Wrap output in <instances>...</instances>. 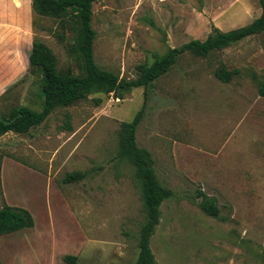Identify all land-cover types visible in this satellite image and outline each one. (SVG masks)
<instances>
[{
    "label": "rangeland",
    "instance_id": "obj_1",
    "mask_svg": "<svg viewBox=\"0 0 264 264\" xmlns=\"http://www.w3.org/2000/svg\"><path fill=\"white\" fill-rule=\"evenodd\" d=\"M261 14L259 0H99L92 18L95 60L135 79L139 65L170 48L204 41L213 26L244 27ZM36 39L52 49L59 71L82 74L74 21L37 17L32 0H0V46L14 47L18 72ZM221 65L239 75L221 82ZM28 68L0 94V115L15 106L41 110L42 78ZM260 82L264 34L207 58L184 54L149 89L137 143L151 152L160 183L174 192L151 238L158 264H264ZM122 98L94 93L57 108L28 134L0 137V208H24L35 220L32 229L0 236V264H66V255L83 264L137 261L148 212L135 166L118 151L121 126L142 109L145 89ZM76 172L86 178L63 182ZM201 192L218 201L220 218L200 208Z\"/></svg>",
    "mask_w": 264,
    "mask_h": 264
},
{
    "label": "trees",
    "instance_id": "obj_2",
    "mask_svg": "<svg viewBox=\"0 0 264 264\" xmlns=\"http://www.w3.org/2000/svg\"><path fill=\"white\" fill-rule=\"evenodd\" d=\"M97 1L99 0H32V9L37 17L74 21L78 31L76 54L82 63V74L59 71L58 60L52 49L42 41L34 40L28 56V70L30 74L39 73L42 78L39 94L41 110L15 106L7 114L0 115V137L8 133L28 134L33 128L43 124L57 108L75 105L86 100L91 94L113 93L118 99H123L124 93L144 88L145 103L142 109L132 121L124 122L121 126L118 158L135 166L148 212L147 222L142 228L139 240L140 254L134 264H158L151 249V238L161 221V207L166 200L174 196V192L160 183L153 155L149 150L140 148L137 143V131L144 117L148 91L154 87L157 80L170 72L184 54L207 58L214 52L264 34V0H259L262 7L261 16L249 25L228 32L213 26L212 32L204 41L192 40L179 48H170L163 57L156 59L152 64L139 65L137 77L129 80L100 68L96 63L94 43L97 33L92 26V18L93 6ZM33 25L37 28L36 20ZM237 75L238 70L229 71L225 65H221L216 72V77L223 83H230ZM17 85L18 83L13 87ZM259 93L264 98V82L259 83ZM85 178L86 173L76 172L68 174L63 182L72 184ZM200 196V208L209 215L220 218L218 201L203 192ZM34 227V217L28 210L7 204L0 208V236ZM64 261L66 264H83L76 255H66Z\"/></svg>",
    "mask_w": 264,
    "mask_h": 264
},
{
    "label": "crops",
    "instance_id": "obj_3",
    "mask_svg": "<svg viewBox=\"0 0 264 264\" xmlns=\"http://www.w3.org/2000/svg\"><path fill=\"white\" fill-rule=\"evenodd\" d=\"M5 35L6 34H4L3 38H7V35L6 36ZM1 52H3V54ZM0 54H2L0 56V61H2V62L5 61L3 69L1 68V70H0V74H3L2 77L0 76L1 77L0 82H3V83H0V84H3L1 86V89H0V94H2L6 91V88L11 83H13V81L16 79V77L21 76L25 72L26 68L29 65V60H28L29 55L25 54V58H24V62H23L25 64L24 70L20 69L18 72L16 69H14V66L12 64L13 63L12 60H14V56H15L14 47L10 48L9 46L8 47L0 46Z\"/></svg>",
    "mask_w": 264,
    "mask_h": 264
}]
</instances>
